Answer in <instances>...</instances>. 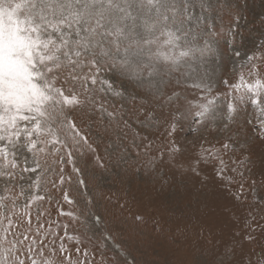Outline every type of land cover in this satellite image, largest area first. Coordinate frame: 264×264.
I'll use <instances>...</instances> for the list:
<instances>
[{"label": "rangeland", "instance_id": "obj_1", "mask_svg": "<svg viewBox=\"0 0 264 264\" xmlns=\"http://www.w3.org/2000/svg\"><path fill=\"white\" fill-rule=\"evenodd\" d=\"M199 4L192 12L207 17L215 53L179 83L173 75L149 89L102 71L115 95L60 70L58 83L89 98L67 109L79 134L61 128L59 151L14 149L13 178L0 176L9 238L35 237L61 260L63 244L73 264H264V113L232 87L264 79V0ZM213 98L199 122L195 105ZM34 159L40 169L22 172Z\"/></svg>", "mask_w": 264, "mask_h": 264}, {"label": "snow or ice", "instance_id": "obj_2", "mask_svg": "<svg viewBox=\"0 0 264 264\" xmlns=\"http://www.w3.org/2000/svg\"><path fill=\"white\" fill-rule=\"evenodd\" d=\"M205 4L200 0L201 9ZM192 6L193 0H0V176L13 178L19 163L14 149L22 141L35 156L44 150L38 145L59 151L61 128L79 134L67 109L82 107L89 98L58 83L62 68H70L71 79L86 91L99 82L122 95L100 78L102 71L151 89L173 75L179 83L185 69L214 54L207 17L194 16ZM232 87L243 89L236 99L249 98L264 113V79L246 82L241 76ZM214 107L215 99H208L195 105L194 116L203 122ZM227 108L231 120L237 106ZM171 127L175 131V124ZM33 165L25 162L22 172L41 167L37 159ZM34 186L39 189V176ZM3 224L0 220V264H73L63 244L62 260L55 249L45 255L42 240L17 238L14 232L9 238L12 221L7 228Z\"/></svg>", "mask_w": 264, "mask_h": 264}]
</instances>
